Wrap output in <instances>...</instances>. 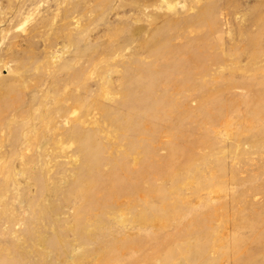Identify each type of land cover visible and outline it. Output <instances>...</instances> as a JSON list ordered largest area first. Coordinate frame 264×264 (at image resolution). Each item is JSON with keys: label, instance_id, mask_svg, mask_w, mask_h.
Segmentation results:
<instances>
[{"label": "rangeland", "instance_id": "1", "mask_svg": "<svg viewBox=\"0 0 264 264\" xmlns=\"http://www.w3.org/2000/svg\"><path fill=\"white\" fill-rule=\"evenodd\" d=\"M0 264H264V0H0Z\"/></svg>", "mask_w": 264, "mask_h": 264}]
</instances>
